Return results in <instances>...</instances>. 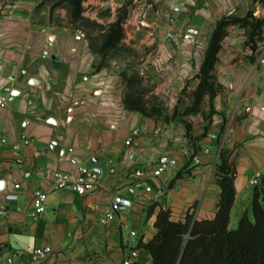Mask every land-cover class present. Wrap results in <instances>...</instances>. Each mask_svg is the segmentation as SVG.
I'll list each match as a JSON object with an SVG mask.
<instances>
[{
    "label": "crops",
    "instance_id": "0c3cea01",
    "mask_svg": "<svg viewBox=\"0 0 264 264\" xmlns=\"http://www.w3.org/2000/svg\"><path fill=\"white\" fill-rule=\"evenodd\" d=\"M38 1L0 5V140H5L0 141V264H122L128 257L133 264H150L149 253L137 243L155 233L160 209L168 210L172 221H184L187 213L194 220L214 218L220 148L232 152L235 169L229 228L244 211L251 215L249 180L264 171V63H259L264 32L253 50L243 28H227L213 70L221 91L207 121L209 107L168 120L150 118L124 108L119 70L96 71V55L85 40L36 21ZM134 2L122 42L142 53L145 77L164 105L174 104L198 73L216 23L259 10L257 0ZM257 14L264 18V10ZM189 84L194 90L197 81ZM135 129L138 135L126 145ZM22 137L29 144L16 152L11 146ZM162 155L176 158L178 166L154 177ZM191 155L198 164L189 161ZM78 167L98 174L91 193L54 188L53 173ZM135 170L143 176L130 177ZM177 173L181 177L169 187ZM34 191L46 194L45 212L37 218L30 216ZM10 193L15 200L5 199ZM114 196L130 207L107 219ZM46 246L51 255L32 261L28 251Z\"/></svg>",
    "mask_w": 264,
    "mask_h": 264
},
{
    "label": "trees",
    "instance_id": "16d2710c",
    "mask_svg": "<svg viewBox=\"0 0 264 264\" xmlns=\"http://www.w3.org/2000/svg\"><path fill=\"white\" fill-rule=\"evenodd\" d=\"M264 4V0H262ZM76 14H79L77 10ZM251 19L250 11L242 17H223L215 25L204 53L202 64L195 79L198 84L193 91L192 103L186 110L196 113L207 98L209 115L213 113L212 101L218 88L214 85L213 70L217 53L225 37V29L230 25L250 28L247 43L254 50L255 42L261 39L260 29L263 20ZM122 38L119 21L111 24L96 51L89 49L94 55H103L107 49H116ZM104 67L96 66V71ZM125 78V74H121ZM124 108L137 111L145 117L156 118L154 109L148 110L136 95L123 97ZM188 130V129H187ZM186 136L189 134L186 132ZM232 152L220 148L218 162L215 165V181L220 188L215 216L209 220H194L187 213L184 221H172L169 211L160 209L154 222L155 233L147 242L139 241L137 248L149 253L150 264H264V191L261 187H253L250 214L244 211L237 221L235 229L229 228L230 210L234 203L235 169L231 160ZM181 177L177 173L168 184L171 187ZM88 264V263H83ZM142 264V263H134Z\"/></svg>",
    "mask_w": 264,
    "mask_h": 264
},
{
    "label": "rangeland",
    "instance_id": "374dc122",
    "mask_svg": "<svg viewBox=\"0 0 264 264\" xmlns=\"http://www.w3.org/2000/svg\"><path fill=\"white\" fill-rule=\"evenodd\" d=\"M13 1L15 0H0V5L10 4ZM257 1L259 9L257 12L264 10L262 0ZM134 8V0H39L33 10V16L37 22L57 29H68L72 31L73 34L79 35L81 40H85L88 46L96 51L100 48L109 26L119 21L122 29V38L118 47L116 49H107L103 55H96V66L102 63L111 72H114L117 68L119 70L117 74L119 81L123 85V97L126 94L141 97L144 106L148 110L154 109L156 114H159L156 118L163 117L165 120H168L176 118L177 113L183 112V114H189L186 109L192 103L194 90H188V86L194 80L198 84L195 76L174 96V104L170 102L164 105V98L155 93L149 79L145 77L144 69L140 65L142 64V53L131 46V44L122 42L125 33L129 32V27L124 26L131 18ZM77 10L79 14H76ZM253 12V10H250V21L256 18L254 15L257 12L255 11L254 14ZM259 19L263 20L260 29V35L262 36L264 32V18L260 17ZM227 28L225 29L226 34ZM239 28H243L246 33L250 32V28L240 26ZM249 46L251 47V45ZM122 73L125 74V78L122 77ZM213 81L214 85L218 88V95L221 88L215 82L214 76ZM206 107H209L207 98L200 106V110ZM203 116L207 121V117L205 115ZM187 138L192 142L195 140L193 137L188 136ZM191 157L189 161H191ZM236 225L237 223L231 229H235Z\"/></svg>",
    "mask_w": 264,
    "mask_h": 264
},
{
    "label": "built area",
    "instance_id": "2783aa9c",
    "mask_svg": "<svg viewBox=\"0 0 264 264\" xmlns=\"http://www.w3.org/2000/svg\"><path fill=\"white\" fill-rule=\"evenodd\" d=\"M75 40H80L79 35L74 36ZM47 56V48L43 46L41 50V58H46ZM260 64L264 63V59L261 58L259 60ZM83 81L87 80V77L82 78ZM4 92H9L8 89H4ZM4 103V98L0 95V105ZM157 132V131H156ZM138 135V129H135L131 132L129 138L125 142L126 145L132 141V138ZM1 143H4L5 140L1 139ZM29 144V140L25 137L21 138L19 143L12 144V149L14 151H20L21 147L26 146ZM186 153V152H185ZM191 157V156H190ZM191 161L195 164L199 163L197 156H192ZM17 163L20 164L21 160L18 159ZM263 163H264V155H263ZM178 166V160L176 158L162 155L160 156L154 163V167L152 170V175L154 177L159 176L160 174L171 171L176 169ZM130 177L134 178H141L143 173L140 170H135L133 173L129 175ZM98 181V174L86 167H78L75 171L62 173V172H55L53 173V182L54 188L57 190H63L75 193L78 196H84L91 193L94 190V187ZM249 185L251 187H261L264 191V171H256L254 172L249 180ZM19 185H15L14 189L17 190ZM145 192L149 193L151 188L149 186H145ZM6 200H15L16 195L13 193L7 194L5 196ZM45 202H46V194L40 191L32 192V211L30 212V216L32 218H37L38 216L42 215L45 212ZM264 208V200L261 202ZM130 207V202L120 196H114L111 204L110 210L106 214L107 219H112L113 215L119 211H124L126 208ZM164 210V209H163ZM135 233L131 232L133 236ZM31 257V260L34 262H41L44 261L48 256L51 255L52 250L50 247H42V248H33L28 251ZM122 264H133L131 257H128Z\"/></svg>",
    "mask_w": 264,
    "mask_h": 264
}]
</instances>
